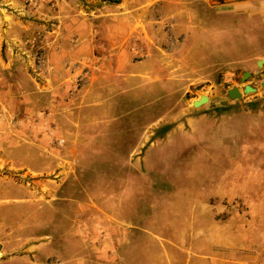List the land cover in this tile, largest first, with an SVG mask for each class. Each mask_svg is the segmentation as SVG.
Segmentation results:
<instances>
[{
  "label": "rangeland",
  "instance_id": "374dc122",
  "mask_svg": "<svg viewBox=\"0 0 264 264\" xmlns=\"http://www.w3.org/2000/svg\"><path fill=\"white\" fill-rule=\"evenodd\" d=\"M234 1L0 0V264H203L218 250L225 177L204 116L264 113V52L251 63L264 37L224 12Z\"/></svg>",
  "mask_w": 264,
  "mask_h": 264
},
{
  "label": "crops",
  "instance_id": "0c3cea01",
  "mask_svg": "<svg viewBox=\"0 0 264 264\" xmlns=\"http://www.w3.org/2000/svg\"><path fill=\"white\" fill-rule=\"evenodd\" d=\"M208 4L210 7L211 4ZM222 7L224 12L232 11L239 16L241 24L245 17L249 24L258 25V30L264 37V0H238L222 4ZM192 14L184 12L180 15L182 20H187L195 16V12ZM180 28L179 21L174 19V32L178 33ZM186 28L190 30L189 27ZM254 33L256 30L253 27L251 37ZM258 45L259 49L254 53L251 63H260V58H263L264 45ZM238 46L241 49L243 47L240 44L236 45V48ZM242 113L236 117L228 115L217 118L210 114L204 116V123L213 124L210 135L205 134L204 143L207 142L209 146L218 143L219 146L218 157H214L215 152L208 148L209 159H218V165L213 168L221 165V173L225 177L224 183L219 187V193L215 194L214 198L220 203L219 209L227 215L221 217L217 225H213L218 230V250L211 246L208 249L210 256L203 264H264V113L258 109H248ZM245 116L250 119L252 135L242 138V124L239 123ZM227 118L233 119L224 120ZM195 121L196 119H193V122ZM229 128H234L232 133ZM227 140L231 141V146L226 144ZM233 203L239 208L227 210L228 205ZM204 230L208 232V229Z\"/></svg>",
  "mask_w": 264,
  "mask_h": 264
},
{
  "label": "water",
  "instance_id": "95a60500",
  "mask_svg": "<svg viewBox=\"0 0 264 264\" xmlns=\"http://www.w3.org/2000/svg\"><path fill=\"white\" fill-rule=\"evenodd\" d=\"M259 65H261V62L259 63ZM248 76H250V72H245L244 78ZM262 86L264 88V82ZM255 91H256V88L250 85H246L243 88V93L240 91V89L235 87V88L230 89L227 94L231 99H239V98H242L244 94L255 92ZM208 102H209V97L206 94H201L197 100L193 101V105L194 107H200Z\"/></svg>",
  "mask_w": 264,
  "mask_h": 264
}]
</instances>
